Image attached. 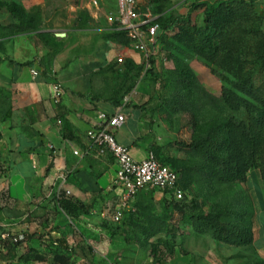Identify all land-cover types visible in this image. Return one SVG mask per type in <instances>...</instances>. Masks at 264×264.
<instances>
[{"label": "crops", "instance_id": "crops-1", "mask_svg": "<svg viewBox=\"0 0 264 264\" xmlns=\"http://www.w3.org/2000/svg\"><path fill=\"white\" fill-rule=\"evenodd\" d=\"M215 1L218 0H177L174 7L184 5L185 14L191 3ZM0 3L18 5L26 12H40L37 31L0 37V91L9 99V115L0 127L3 139L0 151L4 161V171L0 172V241L5 234L22 235V247L35 248L36 240L26 238L34 233L37 239L41 233L44 239H48V235L61 239L65 233V239L71 241L66 233L69 225L73 226V222L83 224L94 220L93 217L101 219L93 212L113 207L117 200L118 189L112 186L115 162L111 158L81 155L89 146L86 132L96 111L124 114L125 122L115 132L116 141L128 147L134 159L141 160L149 151L146 146V97L133 99L124 107L113 99L118 96V90L108 67L118 53L114 45L101 38L99 28L109 23L108 17L112 15L104 12L107 0H98L97 7H92L90 0L78 5L72 0H0ZM80 10L88 12L89 29L73 27ZM13 23L16 21L6 7L1 6L0 25ZM38 33L64 43L50 67L55 82L64 89L57 105L51 101L50 83L54 81L42 75L43 66L39 60L49 50L35 37ZM56 33L65 36L57 38ZM128 55L141 61L133 50ZM76 63L95 66L91 71L75 74L72 69ZM32 70L38 75L32 76ZM142 86L146 88V83L140 82L139 93ZM75 150L80 155L75 156ZM61 169L69 173L66 184L69 197L90 206L89 214L77 213L69 218L56 209L53 202L44 199L45 191ZM154 198L159 201L163 197L155 194ZM258 237L264 240L263 211L258 216ZM259 253L264 258V245Z\"/></svg>", "mask_w": 264, "mask_h": 264}, {"label": "rangeland", "instance_id": "rangeland-1", "mask_svg": "<svg viewBox=\"0 0 264 264\" xmlns=\"http://www.w3.org/2000/svg\"><path fill=\"white\" fill-rule=\"evenodd\" d=\"M86 1L88 0H72L75 5ZM176 1L169 0V3H163L153 0V3L157 5L156 13L170 14L173 18L184 15L185 6L174 7ZM104 12L115 14L114 0H107ZM86 13L88 14L87 10H80L76 20H80V16H84ZM192 19L197 26H201L204 20L202 11L195 12ZM90 26V20H87L85 29H89ZM237 26H240L238 46L230 67L221 69L210 66L196 56L183 59L196 82L207 94L215 98H220L223 89L236 90L238 85L253 90L264 87V0H256L250 7V13L246 19ZM114 27L115 24L110 22L99 27L101 28V38L103 39V36L110 33ZM176 32L177 30L168 32L166 40H170ZM103 40L114 45V50L125 60L122 66V69H125L124 73L119 71L121 67H117L115 57L113 63L108 67L115 78V88L118 90V96L113 99L119 104L130 91L132 79L140 72L142 64L141 61H135L128 55L131 50L129 47H122ZM50 47L53 53H59L62 51L64 43L62 40L53 41ZM52 61L50 58L43 61V66L49 70ZM94 66L93 63L85 66L76 63L72 70L75 74L80 71L88 72ZM174 68V63L168 60L164 51L159 48L154 59V71L140 81L142 84L146 83V88L142 86L140 93L137 91V95L133 97L134 100L140 96L146 97L147 148H152L156 157L173 169H175L177 160L186 158L185 145L189 144L193 138L201 136L214 118L213 111L207 106L200 107L193 113H172L169 110L166 100L173 93L169 72ZM250 101L254 105L257 104L253 99ZM139 102L137 101V103ZM8 111L9 104L0 96V127L5 122ZM231 115L239 120L246 119L245 112H231ZM2 140L0 135V144ZM2 153L0 151V172L4 171L2 169L4 162ZM262 174L264 175V162L256 168L248 170L244 182L231 185L215 184L214 189L217 190V193L205 198L201 193L204 191L207 193L210 190L202 191L199 188V182H193L189 189L185 190L183 200L186 204L185 212L189 214L197 213V209L193 210L196 204H203L202 211L208 212L214 206L219 207L230 200L240 198L241 205L252 213L251 222L255 241L251 247H228L214 242L207 235H196L176 212L173 213L172 219L167 220V228L162 233L146 240L143 231L148 223L157 218H164L166 216L164 211L168 210L170 206L166 199L153 201L147 196L138 199L137 207L132 211L134 213L129 220H125L123 223L113 224L107 219L96 217H93L94 220L89 222H83V224L72 220L73 226L69 225V231L66 232L71 241L65 239V233H63V237H60L61 239L53 235H48L49 238L44 239L42 233L37 239V233L28 234L26 237L28 240L32 238L36 240L35 248L22 247V241L2 240L0 241V264H54L53 255L56 253L66 259V264H253L258 260L264 261L259 253L263 248L264 240L262 237H258V216L262 211L264 212ZM108 208L110 211L113 209L111 206L102 207L98 212L107 211ZM86 209V212H82L85 215L90 213L91 207L86 206ZM228 219L231 220L232 217L224 219V221ZM56 241L60 245L57 250L52 246V243ZM29 250L44 256L45 261L37 262L29 258L30 254L27 253ZM10 251L14 254L12 259L9 258Z\"/></svg>", "mask_w": 264, "mask_h": 264}, {"label": "trees", "instance_id": "trees-1", "mask_svg": "<svg viewBox=\"0 0 264 264\" xmlns=\"http://www.w3.org/2000/svg\"><path fill=\"white\" fill-rule=\"evenodd\" d=\"M169 3V0H158ZM256 0H218L215 2L191 3L186 14L173 18L170 14L156 13V4L153 0H148V6L154 16L155 23L158 24L164 33L173 32L170 40H166L167 35L159 38V44L168 60L172 61L175 68L169 72V80L173 85V93L166 100L167 107L172 113L195 112L200 107L207 106L214 113V118L207 125L204 133L192 139L185 145L184 153L186 158L176 161L173 169L178 174V186L185 192L193 182H199V188L210 190L201 193L205 198L217 193L215 184L231 185L241 183L246 180V173L252 168H256L264 162V87L245 88L238 85L236 90L223 89L220 98H215L196 82L187 64L183 59L196 56L204 63L221 69L231 66L234 52L238 46L240 26L250 13V7ZM5 6L8 13L16 23L6 26L0 25V37L9 34L32 33L39 29L40 12L34 10L24 11L15 4L0 3V7ZM197 11H202L204 20L201 26H197L193 21V15ZM83 17V19H81ZM89 20L86 13L76 20L74 28L85 29V23ZM35 37L43 41L49 52L40 58L39 62L43 66V61L54 59L50 44L56 40L48 34L38 33ZM103 39L118 44L122 47H129L130 40L125 31H111L103 36ZM125 72V69L122 73ZM142 68L136 77L132 79L131 90L141 78ZM151 74L146 72L143 78ZM42 75L55 81L50 69L43 66ZM142 78V79H143ZM9 104V99L0 91ZM250 99L257 102L254 105ZM233 113L245 112L246 119L239 120L231 115ZM9 111L6 114L8 117ZM155 155L152 148H148ZM156 156V155H155ZM264 180V175L262 174ZM149 197L155 200V192L148 191L138 194L134 201V209L137 207L139 198ZM166 199L168 210L164 211V218H157L149 222L143 231L146 240L162 233L167 228V220L173 218L176 212L190 226L196 235H207L218 244L228 247L242 248L251 247L253 243L252 213L241 205V199L235 198L219 207H213L208 212H203V204L193 208L197 213L185 212L186 204L183 200L177 202L172 198ZM56 209L61 210L67 217L74 218L77 213L86 212V206L81 202L73 201L71 197L64 198L58 202ZM134 212L125 214V220H129ZM232 217L231 220H226ZM119 224V223H118ZM55 250L59 243H52ZM9 258L14 257L13 252H9ZM29 258L37 262H44L45 257L40 256L32 250L27 251ZM54 264H66V259L56 253L53 255ZM253 264H264L263 260H258Z\"/></svg>", "mask_w": 264, "mask_h": 264}, {"label": "built area", "instance_id": "built-area-1", "mask_svg": "<svg viewBox=\"0 0 264 264\" xmlns=\"http://www.w3.org/2000/svg\"><path fill=\"white\" fill-rule=\"evenodd\" d=\"M92 7L98 6V0H90ZM116 12L108 17L111 24H115L112 31H125L130 40L129 48L139 54L142 64L141 78L136 85L121 100L122 107L131 102L137 95L138 86L146 72L154 71V59L160 48L159 38L166 35L154 21V16L147 3L141 4L137 0H116ZM124 58L119 54L115 57L117 67L123 72ZM32 76H37L36 71H31ZM51 101L60 104L64 89L58 82L50 83ZM125 122V116L120 111L108 115L96 111L91 127L86 132L89 146L83 150L82 156H92L95 159L111 158L116 164V172L112 179V186L118 189L115 206L110 211L93 213L101 219H108L113 224L120 223L125 214L134 211V201L142 192L154 191L163 198L179 202L183 200L185 192L178 186V174L167 164L160 161L152 151H148L141 160H136L128 147L119 144L115 132ZM60 125L61 122L57 121ZM75 156L80 155L77 150ZM68 171L61 169L53 178L44 194V199L58 204L70 196L66 189ZM61 211V210H60ZM62 212V211H61ZM108 212V213H107ZM23 241L22 235L5 234L3 240Z\"/></svg>", "mask_w": 264, "mask_h": 264}, {"label": "water", "instance_id": "water-1", "mask_svg": "<svg viewBox=\"0 0 264 264\" xmlns=\"http://www.w3.org/2000/svg\"><path fill=\"white\" fill-rule=\"evenodd\" d=\"M55 36L57 38H63L65 36V34L64 33H56Z\"/></svg>", "mask_w": 264, "mask_h": 264}]
</instances>
